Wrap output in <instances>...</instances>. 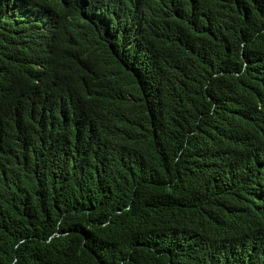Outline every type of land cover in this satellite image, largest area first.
Segmentation results:
<instances>
[{"label": "trees", "instance_id": "16d2710c", "mask_svg": "<svg viewBox=\"0 0 264 264\" xmlns=\"http://www.w3.org/2000/svg\"><path fill=\"white\" fill-rule=\"evenodd\" d=\"M0 264H264V0H0Z\"/></svg>", "mask_w": 264, "mask_h": 264}]
</instances>
